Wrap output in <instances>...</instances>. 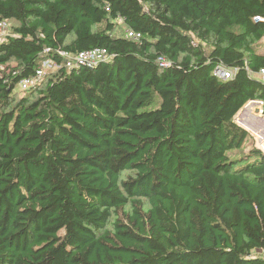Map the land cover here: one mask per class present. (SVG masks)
I'll return each instance as SVG.
<instances>
[{
	"label": "trees",
	"instance_id": "trees-1",
	"mask_svg": "<svg viewBox=\"0 0 264 264\" xmlns=\"http://www.w3.org/2000/svg\"><path fill=\"white\" fill-rule=\"evenodd\" d=\"M0 21V264H264V151L234 119L264 114V0H0Z\"/></svg>",
	"mask_w": 264,
	"mask_h": 264
},
{
	"label": "built area",
	"instance_id": "built-area-1",
	"mask_svg": "<svg viewBox=\"0 0 264 264\" xmlns=\"http://www.w3.org/2000/svg\"><path fill=\"white\" fill-rule=\"evenodd\" d=\"M8 28V24L5 21H0V35ZM127 37L138 39L140 37L139 33L133 31H126ZM59 55L63 58L62 64L55 62L50 58H44L41 60L40 66L36 69L35 73L30 77L23 78L17 85L21 87V91L35 86L39 81L46 75H51L57 72L61 66L65 68H71L80 64H87L92 66L99 62H104L109 60V54L104 48H93L89 50L80 51L77 53H69L66 51H59ZM161 64H164L162 62ZM216 75L220 78H229L233 74V69H223L216 68L214 70ZM257 78L264 81V69L256 74ZM262 255L264 256V249L262 250Z\"/></svg>",
	"mask_w": 264,
	"mask_h": 264
},
{
	"label": "rangeland",
	"instance_id": "rangeland-1",
	"mask_svg": "<svg viewBox=\"0 0 264 264\" xmlns=\"http://www.w3.org/2000/svg\"><path fill=\"white\" fill-rule=\"evenodd\" d=\"M118 26L116 28V31L115 33H122V31L125 29V26L124 24L122 23V21H118ZM11 32V28H7L3 34L0 35V42L4 41L5 38H6V35L9 34ZM257 52L258 53H264V38L259 42V44L257 45ZM44 81H45V78H44ZM17 93V97H20L22 94H23V91H21V87L19 85H17L14 89ZM246 107L247 110H251L253 112H256L258 114H260V110L262 109V104H252V103H246L238 112L237 114L235 115L234 119L237 123H239L240 121H244L246 123V121L244 120L245 117L244 115L242 116V112H243V108ZM242 116V117H241ZM240 124V123H239ZM244 126V125H242ZM246 128V127H245ZM247 129V128H246ZM251 134H252V139L254 140V143L256 145H259V137H260V134L259 132H256L253 133L252 131H250L249 129H247ZM259 137H258V136ZM264 139V138H263ZM253 141L250 139L249 142L247 143V145L243 148V151H246L249 147V145H251ZM260 148L263 150V148L261 147V145H259ZM264 151V150H263ZM128 174L127 172H125V175ZM262 251L261 250H258V249H255V250H252L251 253H250V257H255V256H259L261 255L262 256Z\"/></svg>",
	"mask_w": 264,
	"mask_h": 264
},
{
	"label": "water",
	"instance_id": "water-1",
	"mask_svg": "<svg viewBox=\"0 0 264 264\" xmlns=\"http://www.w3.org/2000/svg\"><path fill=\"white\" fill-rule=\"evenodd\" d=\"M248 103H252V104H254V103L255 104H258L259 103V104H262V102L255 101V100L249 101ZM246 114H247V109H246V107H244L243 108V112H242L241 115L242 116L244 115V117H245L244 120L246 121V123L244 121H240L239 122L240 125L245 124L252 131L258 130L259 131V134H260V137L259 138H261V139L264 138V114H263V109L260 110V114L263 115L262 116V119L260 121H257V119L256 120H254V119L251 120V118L250 119H247L246 118ZM263 148H264V143H263Z\"/></svg>",
	"mask_w": 264,
	"mask_h": 264
},
{
	"label": "crops",
	"instance_id": "crops-1",
	"mask_svg": "<svg viewBox=\"0 0 264 264\" xmlns=\"http://www.w3.org/2000/svg\"><path fill=\"white\" fill-rule=\"evenodd\" d=\"M255 104V103H254ZM262 116L263 115H261V114H258V113H256V112H253V111H251V110H247V114H246V118L247 119H250L251 118V120H256L257 119V121H260L261 119H262ZM244 126V128L246 127L247 129H249L245 124H243ZM250 131H252L251 129H249ZM253 133H255L256 134V132H259L258 130H256V131H252ZM258 136V135H257ZM259 137V136H258ZM264 141V139L262 138H259V145H261V147L263 148V142ZM263 150H264V148H263Z\"/></svg>",
	"mask_w": 264,
	"mask_h": 264
}]
</instances>
